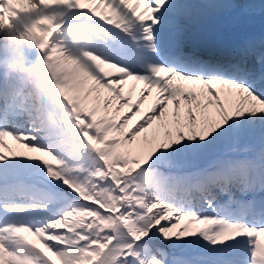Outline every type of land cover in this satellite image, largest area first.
<instances>
[{
  "label": "snow or ice",
  "instance_id": "snow-or-ice-1",
  "mask_svg": "<svg viewBox=\"0 0 264 264\" xmlns=\"http://www.w3.org/2000/svg\"><path fill=\"white\" fill-rule=\"evenodd\" d=\"M192 8L0 0V264H264V50L185 56Z\"/></svg>",
  "mask_w": 264,
  "mask_h": 264
},
{
  "label": "bare ground",
  "instance_id": "bare-ground-1",
  "mask_svg": "<svg viewBox=\"0 0 264 264\" xmlns=\"http://www.w3.org/2000/svg\"><path fill=\"white\" fill-rule=\"evenodd\" d=\"M219 1V0H218ZM5 40V39H4ZM8 40H5V41H2L0 42V45H4ZM18 43H19V46L20 49L23 51V52H26L27 53V49L29 48V43L27 41H21V40H17ZM14 46V45H13Z\"/></svg>",
  "mask_w": 264,
  "mask_h": 264
},
{
  "label": "clouds",
  "instance_id": "clouds-1",
  "mask_svg": "<svg viewBox=\"0 0 264 264\" xmlns=\"http://www.w3.org/2000/svg\"><path fill=\"white\" fill-rule=\"evenodd\" d=\"M26 22V17L21 16L18 20H14L13 24L14 27H18L22 30L23 23ZM6 75L9 74L8 72L5 73Z\"/></svg>",
  "mask_w": 264,
  "mask_h": 264
}]
</instances>
